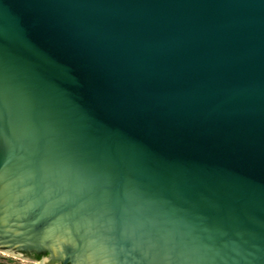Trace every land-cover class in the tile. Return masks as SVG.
<instances>
[{
  "label": "water",
  "instance_id": "obj_1",
  "mask_svg": "<svg viewBox=\"0 0 264 264\" xmlns=\"http://www.w3.org/2000/svg\"><path fill=\"white\" fill-rule=\"evenodd\" d=\"M26 252L264 264V0H0V253Z\"/></svg>",
  "mask_w": 264,
  "mask_h": 264
},
{
  "label": "rangeland",
  "instance_id": "obj_2",
  "mask_svg": "<svg viewBox=\"0 0 264 264\" xmlns=\"http://www.w3.org/2000/svg\"><path fill=\"white\" fill-rule=\"evenodd\" d=\"M43 261H46V264H55L43 257L40 259H34L32 257H9L0 253V264H38L37 262Z\"/></svg>",
  "mask_w": 264,
  "mask_h": 264
},
{
  "label": "flooded vegetation",
  "instance_id": "obj_3",
  "mask_svg": "<svg viewBox=\"0 0 264 264\" xmlns=\"http://www.w3.org/2000/svg\"><path fill=\"white\" fill-rule=\"evenodd\" d=\"M25 255H26V256H29V257H32V258H34V259H36L35 257H36L37 255H39V254L31 253V252H30V253L26 252Z\"/></svg>",
  "mask_w": 264,
  "mask_h": 264
},
{
  "label": "trees",
  "instance_id": "obj_4",
  "mask_svg": "<svg viewBox=\"0 0 264 264\" xmlns=\"http://www.w3.org/2000/svg\"><path fill=\"white\" fill-rule=\"evenodd\" d=\"M35 258H36V259H40V258H41V255H40V254L37 255Z\"/></svg>",
  "mask_w": 264,
  "mask_h": 264
},
{
  "label": "bare ground",
  "instance_id": "obj_5",
  "mask_svg": "<svg viewBox=\"0 0 264 264\" xmlns=\"http://www.w3.org/2000/svg\"><path fill=\"white\" fill-rule=\"evenodd\" d=\"M38 264H43L42 262H37Z\"/></svg>",
  "mask_w": 264,
  "mask_h": 264
}]
</instances>
